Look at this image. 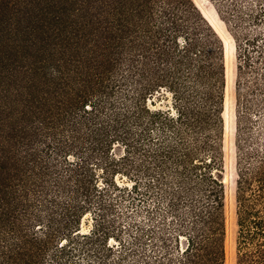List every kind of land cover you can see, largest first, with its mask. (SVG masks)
<instances>
[{
  "label": "rangeland",
  "instance_id": "1",
  "mask_svg": "<svg viewBox=\"0 0 264 264\" xmlns=\"http://www.w3.org/2000/svg\"><path fill=\"white\" fill-rule=\"evenodd\" d=\"M263 178L264 0H0V264H240Z\"/></svg>",
  "mask_w": 264,
  "mask_h": 264
},
{
  "label": "trees",
  "instance_id": "2",
  "mask_svg": "<svg viewBox=\"0 0 264 264\" xmlns=\"http://www.w3.org/2000/svg\"><path fill=\"white\" fill-rule=\"evenodd\" d=\"M199 13H201L200 16L203 19H205V17L207 19H209L206 15L204 17L202 15L201 11ZM189 15H190V17H188V20L189 19L191 20L194 13H189ZM208 25H209V29H211L210 32L211 33L213 32L214 35H216L217 32L213 29V27L210 24H208ZM179 26L184 28L183 24H180ZM223 33H224V31H223ZM229 41L232 45V49L234 52L235 44L230 39H229ZM232 58L234 60V58H235L234 53H233ZM232 68H235V66L234 67L232 66ZM234 73H235V71H233V73H232V79L234 78ZM232 132H233V129H232ZM208 146H209V142L206 143L205 147L208 148ZM213 161L214 160L209 162L210 165H212ZM209 177H211L213 184L224 185L223 182L220 183L215 177H213V175H210ZM262 180H263V182L260 185V187L257 188L258 191L255 192V194L249 193V190H247L246 187L243 188L242 185L238 186L237 201H238V205H239V213L238 214H239V225H240L239 245H240V248L244 250V253H242L239 257L240 264H245V263L246 264L247 263L253 264L254 263L253 258L257 257V253L259 252V249H260V247L255 249V246H254L255 241L254 240L258 239V243L260 240H263V242H264V178ZM240 183H242V182H240ZM220 189H221L220 192H222V187ZM223 190H224V187H223ZM216 193L218 194V196H217L218 201L216 200L217 205H218L217 209L222 211L223 206L221 204V201H219V199L221 198V195L218 192H216ZM223 193H224V191H223ZM256 193H258V194H256ZM210 212H212V210ZM212 215H213V213H212ZM212 215L205 222L207 224L206 226L209 227L208 231L206 229V231H204L202 234L197 233V235L195 236V239L198 241V243H195V241H193V245H190V247L193 246V248H191V250H190V247H189L182 252L183 256L187 255V256L193 257V260L194 259L196 260V262L194 261L195 264H210L211 262H209V261H212L210 259V257L212 255L213 250L216 249V244H217L218 238H219L217 236V232L220 229V226L217 225L218 216L212 217ZM53 220L54 219H52L51 221H53ZM49 225L51 227L50 229H55L53 222H50ZM65 227H69L68 223H66ZM95 229H96V227H95ZM53 231H55V230H53ZM53 231H50L51 238H52V235H56V233ZM75 233H76V231H74L73 233L69 232L68 233L70 235L69 238L68 239L64 238V240H63V241H65V244L60 245V246L58 245L60 249L65 248L62 250L63 252L66 250V247H67V245H69V243L73 244V241H75V240H76V242H80V241H78L80 233H78V234H75ZM84 236H86V238H93V235H91V234L90 235H84ZM66 237H68V236H66ZM257 245H259V244H257ZM70 246L68 248L72 249L73 246L72 247H70ZM195 248H197V250ZM249 248H252V250L247 251L245 253V250H247ZM262 249H264L263 246H262ZM210 252H211V255H210ZM2 255H5V252ZM206 256H207V258H205Z\"/></svg>",
  "mask_w": 264,
  "mask_h": 264
},
{
  "label": "bare ground",
  "instance_id": "3",
  "mask_svg": "<svg viewBox=\"0 0 264 264\" xmlns=\"http://www.w3.org/2000/svg\"><path fill=\"white\" fill-rule=\"evenodd\" d=\"M226 45H227V52L226 53H227V56H228L227 58L231 62L230 59L233 57V49H232L231 43L229 42V39H226ZM228 66H229V68H231V65L230 64H228ZM229 72L230 71L228 70V72H227L228 73V77H229V80H231L232 79V75ZM231 82H232V80H231ZM227 88H228V94H229L230 89H231V84L230 83H229V85H228ZM227 110H229V111H226V118H227L226 125H227V131L229 132L231 130V128H230V126H231V114H230V109H228V106H227ZM230 181H231L230 175L226 176V181L225 182H226L227 185L230 184Z\"/></svg>",
  "mask_w": 264,
  "mask_h": 264
}]
</instances>
